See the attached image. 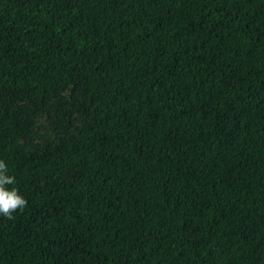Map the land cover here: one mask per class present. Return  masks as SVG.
<instances>
[{"label":"trees","instance_id":"trees-1","mask_svg":"<svg viewBox=\"0 0 264 264\" xmlns=\"http://www.w3.org/2000/svg\"><path fill=\"white\" fill-rule=\"evenodd\" d=\"M0 126V264H262L264 0H0Z\"/></svg>","mask_w":264,"mask_h":264},{"label":"rangeland","instance_id":"rangeland-1","mask_svg":"<svg viewBox=\"0 0 264 264\" xmlns=\"http://www.w3.org/2000/svg\"><path fill=\"white\" fill-rule=\"evenodd\" d=\"M73 91V86L69 87V89L63 93V95L71 97ZM52 104H56L57 97H53L51 100ZM20 106H24L27 112L24 116H27L34 120V126L29 130L27 137H24L21 141L22 150L27 154H34L37 152H44L49 147H56L60 145L63 139L67 136L74 135L78 133L81 129L86 127V119L82 115H76L74 118L73 125L62 131H57L53 122L56 116L55 109L40 115L33 114L35 106L33 104L28 103L23 99H17L14 102V108L17 109ZM0 132H2L0 126ZM47 181H42L41 184L44 185ZM262 264H264V259L262 260Z\"/></svg>","mask_w":264,"mask_h":264},{"label":"clouds","instance_id":"clouds-1","mask_svg":"<svg viewBox=\"0 0 264 264\" xmlns=\"http://www.w3.org/2000/svg\"><path fill=\"white\" fill-rule=\"evenodd\" d=\"M16 183L15 177L7 174V165L4 160H0V216L13 219V213L23 210L27 206L26 199L15 187L9 185Z\"/></svg>","mask_w":264,"mask_h":264}]
</instances>
